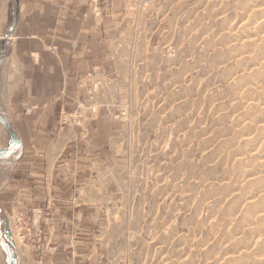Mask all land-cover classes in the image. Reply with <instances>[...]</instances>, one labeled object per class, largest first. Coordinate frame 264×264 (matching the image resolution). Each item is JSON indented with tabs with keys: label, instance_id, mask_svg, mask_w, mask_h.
I'll use <instances>...</instances> for the list:
<instances>
[{
	"label": "rangeland",
	"instance_id": "obj_1",
	"mask_svg": "<svg viewBox=\"0 0 264 264\" xmlns=\"http://www.w3.org/2000/svg\"><path fill=\"white\" fill-rule=\"evenodd\" d=\"M93 1L99 62L22 104L44 119L2 188L17 264H260L264 0Z\"/></svg>",
	"mask_w": 264,
	"mask_h": 264
},
{
	"label": "crops",
	"instance_id": "obj_2",
	"mask_svg": "<svg viewBox=\"0 0 264 264\" xmlns=\"http://www.w3.org/2000/svg\"><path fill=\"white\" fill-rule=\"evenodd\" d=\"M0 29H5L0 34V57L6 46L9 53L0 73V100L7 117L5 121L0 112V137L5 142L0 144L1 217L2 201L14 188L10 183L9 189H2L14 175L10 168L23 160L34 133L31 129H36L37 119H44L41 111L36 112L27 125L22 104L53 105L63 100L60 87L66 91L75 86L99 62L102 27L91 0H0Z\"/></svg>",
	"mask_w": 264,
	"mask_h": 264
},
{
	"label": "bare ground",
	"instance_id": "obj_3",
	"mask_svg": "<svg viewBox=\"0 0 264 264\" xmlns=\"http://www.w3.org/2000/svg\"><path fill=\"white\" fill-rule=\"evenodd\" d=\"M264 7V6H263ZM263 8H261V7H257L256 6V8H255V13L256 14H260L261 13V10H262ZM252 10H253V8H252ZM263 12V11H262ZM246 15V14H245ZM233 18V17H232ZM252 21V20H251ZM263 22H264V20H262ZM250 22V21H249ZM262 24V23H261ZM264 26V25H263ZM260 28V27H259ZM245 29H248L247 27L245 28ZM229 30V29H228ZM236 30V29H235ZM230 36V35H229ZM246 42V41H245ZM254 42V41H253ZM252 42V43H253ZM247 44H250L251 45V42L249 41V43H247L246 42V44L245 45H247ZM254 44V43H253ZM244 45V46H245ZM249 45V46H250ZM241 46V45H240ZM259 54V53H258ZM251 59V58H250ZM245 60H243V62H244ZM257 72V71H256ZM257 76V75H256ZM246 78V77H245ZM242 80H243V78H242ZM251 92V91H250ZM249 94V93H248ZM247 95V94H246ZM258 96V95H257ZM259 97V96H258ZM257 98V97H256ZM252 105H253V103H252ZM264 105V104H263ZM251 108V107H250ZM249 110V109H248ZM78 113V112H77ZM77 115V114H76ZM78 116V115H77ZM248 118V117H247ZM262 129V128H261ZM260 129V130H261ZM260 133V132H259ZM253 139V138H252ZM252 139H249V137L248 138H245L244 140L247 142V143H250L251 145H253L254 147L256 146V140L254 141V139L252 140ZM246 143V144H247ZM258 144V143H257ZM261 145V144H260ZM245 163H244V161H241V166H243ZM251 201V200H250ZM249 201V202H250ZM261 203V202H260ZM250 204H251V206H255V203L253 202V200L250 202ZM260 208V207H259ZM261 216H263V215H261ZM261 219L263 220L264 219V216L263 217H261ZM257 220V219H256ZM258 222V221H257ZM259 242H262V241H259ZM263 243V242H262ZM18 245H19V243H18ZM263 246H264V244H263ZM19 247V246H18ZM19 249V248H18ZM247 256V255H246ZM245 258V257H244ZM4 259H3V257L2 256H0V264H4V261H3ZM243 260V259H242ZM240 261V260H239ZM243 261H245V260H243ZM259 262H260V260H258ZM258 261H257V263H258ZM228 264V263H227ZM260 264H264V259H262V261L260 262Z\"/></svg>",
	"mask_w": 264,
	"mask_h": 264
},
{
	"label": "water",
	"instance_id": "obj_4",
	"mask_svg": "<svg viewBox=\"0 0 264 264\" xmlns=\"http://www.w3.org/2000/svg\"><path fill=\"white\" fill-rule=\"evenodd\" d=\"M6 234H4V233H2L1 231H0V238H1V247L3 248V250L6 252V254H7V262H8V264H17V258H15L14 257V255H13V251H14V247L13 246H11V245H9V244H6L5 242H4V238L6 239V240H8L9 239V237H10V234H9V228H8V222L6 221Z\"/></svg>",
	"mask_w": 264,
	"mask_h": 264
},
{
	"label": "built area",
	"instance_id": "obj_5",
	"mask_svg": "<svg viewBox=\"0 0 264 264\" xmlns=\"http://www.w3.org/2000/svg\"><path fill=\"white\" fill-rule=\"evenodd\" d=\"M93 3L96 5L95 7V10L98 11V13H101V8L99 7V5L97 4L98 3V0H94Z\"/></svg>",
	"mask_w": 264,
	"mask_h": 264
},
{
	"label": "trees",
	"instance_id": "obj_6",
	"mask_svg": "<svg viewBox=\"0 0 264 264\" xmlns=\"http://www.w3.org/2000/svg\"><path fill=\"white\" fill-rule=\"evenodd\" d=\"M4 242L6 243L7 242V240L4 238ZM6 244H8V243H6Z\"/></svg>",
	"mask_w": 264,
	"mask_h": 264
}]
</instances>
